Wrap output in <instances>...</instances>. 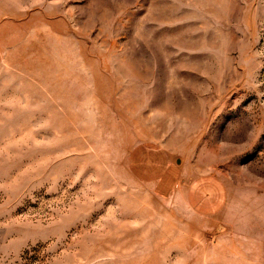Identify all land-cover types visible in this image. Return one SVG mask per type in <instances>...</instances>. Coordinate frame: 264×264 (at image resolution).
Wrapping results in <instances>:
<instances>
[{
    "label": "rangeland",
    "instance_id": "obj_1",
    "mask_svg": "<svg viewBox=\"0 0 264 264\" xmlns=\"http://www.w3.org/2000/svg\"><path fill=\"white\" fill-rule=\"evenodd\" d=\"M0 264H264V0H0Z\"/></svg>",
    "mask_w": 264,
    "mask_h": 264
}]
</instances>
